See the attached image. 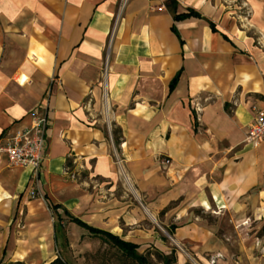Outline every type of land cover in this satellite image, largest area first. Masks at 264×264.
Returning <instances> with one entry per match:
<instances>
[{
	"label": "crops",
	"instance_id": "0c3cea01",
	"mask_svg": "<svg viewBox=\"0 0 264 264\" xmlns=\"http://www.w3.org/2000/svg\"><path fill=\"white\" fill-rule=\"evenodd\" d=\"M172 1L0 0V146L34 109L49 121L37 186L0 152V264L60 258L64 215L167 255L146 217L163 215L199 260L221 242L191 209L228 217L242 246L264 227V141L245 136L264 109V0Z\"/></svg>",
	"mask_w": 264,
	"mask_h": 264
},
{
	"label": "rangeland",
	"instance_id": "374dc122",
	"mask_svg": "<svg viewBox=\"0 0 264 264\" xmlns=\"http://www.w3.org/2000/svg\"><path fill=\"white\" fill-rule=\"evenodd\" d=\"M125 188L128 191L126 201L132 207L141 210L142 201L138 194L127 186ZM119 202L123 205L125 200H120ZM178 206V201L172 202L165 211H175ZM189 214L190 216H194L198 220V223L207 225L213 229L214 235L221 242L220 255L209 254V252H198L199 256L202 255L205 259L199 260L197 254H195V257L192 255L191 249L175 244L172 232L161 225L163 223V215L158 217L147 215L149 226L155 228L157 235L170 244L169 254L174 250L176 258L180 256L184 258V264H220L222 262H230L232 264H264V227L256 235L250 237L249 241L244 242V246H242L241 237L231 229L228 217L222 215L215 216L210 214V212L205 213L200 208L191 209ZM170 222H172L171 219ZM55 223L60 226L57 231L60 242L56 249V256L60 257L67 264H136L122 256L110 244L91 236L87 231L80 229L78 226L72 225L69 218L65 215ZM136 234L137 236L142 235V233L138 232ZM252 234L255 233L252 232ZM252 234L248 235L251 236ZM156 252L162 253L157 248L138 249V253L148 256L151 264H162Z\"/></svg>",
	"mask_w": 264,
	"mask_h": 264
},
{
	"label": "built area",
	"instance_id": "2783aa9c",
	"mask_svg": "<svg viewBox=\"0 0 264 264\" xmlns=\"http://www.w3.org/2000/svg\"><path fill=\"white\" fill-rule=\"evenodd\" d=\"M127 0H123V5ZM32 123L27 129L15 132L8 141L0 146V152L7 157L9 164L13 167L29 169L33 186H37L39 173L44 163L46 155V137L49 127V121L41 108H36L31 113ZM246 142L257 147L264 141V109L256 110L253 123L246 130ZM170 164L169 159H163L161 165ZM65 173L71 180H75V175L68 169ZM30 196L34 198L36 193L32 188Z\"/></svg>",
	"mask_w": 264,
	"mask_h": 264
},
{
	"label": "trees",
	"instance_id": "16d2710c",
	"mask_svg": "<svg viewBox=\"0 0 264 264\" xmlns=\"http://www.w3.org/2000/svg\"><path fill=\"white\" fill-rule=\"evenodd\" d=\"M170 3H173V1L169 0V5H170ZM190 16L198 17L199 15L190 11L186 15L176 16V17H174V19L175 20H181V19H184V18H187ZM175 80H176V78L173 80L172 83H174ZM70 221L73 224H75L76 226H78L79 228L87 231L91 236L97 237V238L103 240L105 243L110 244L117 251H119L122 254V256H124L128 260H131V261L135 262L136 264H151L150 261L148 260V256L138 253V246L137 245L130 243V242H126V241L122 240L121 238H119L118 236H115V235L110 234L108 232L92 228V227L84 224L83 222H81L77 219L70 218ZM174 228L175 227H172V229L170 231L173 232ZM156 254L158 255V257L162 261V264H176V257H175V251L174 250H172L169 255H164V254L159 253V252H156ZM16 264H21V263H16ZM50 264H67V263L62 261L61 258H56Z\"/></svg>",
	"mask_w": 264,
	"mask_h": 264
}]
</instances>
